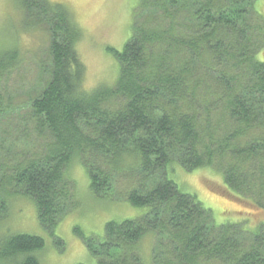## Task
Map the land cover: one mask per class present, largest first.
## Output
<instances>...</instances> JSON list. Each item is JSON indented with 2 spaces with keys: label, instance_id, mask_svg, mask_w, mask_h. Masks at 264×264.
I'll return each mask as SVG.
<instances>
[{
  "label": "trees",
  "instance_id": "1",
  "mask_svg": "<svg viewBox=\"0 0 264 264\" xmlns=\"http://www.w3.org/2000/svg\"><path fill=\"white\" fill-rule=\"evenodd\" d=\"M136 1L130 39L122 50L108 48L119 63L115 84L87 89L78 51L84 32L74 13L53 0H18L24 29L47 27L50 79L28 108L4 106L0 97V123L26 110L17 128L33 121L52 142L2 170L0 188L6 195L14 184L23 190L40 224L54 233L77 205L67 175L77 158L95 197L149 207L139 218L108 221L102 237L76 228L95 264H144L138 244L148 232L155 236L153 264H264V223L253 231L243 222L217 223L211 209L168 177L173 162L211 167L242 200L264 210L259 0ZM1 43L0 82L23 63L17 42ZM122 182L127 186L117 190ZM4 197L1 209L9 206ZM44 246L38 235L4 233L0 264H40Z\"/></svg>",
  "mask_w": 264,
  "mask_h": 264
},
{
  "label": "rangeland",
  "instance_id": "2",
  "mask_svg": "<svg viewBox=\"0 0 264 264\" xmlns=\"http://www.w3.org/2000/svg\"><path fill=\"white\" fill-rule=\"evenodd\" d=\"M53 1L66 4L84 32L83 40L78 44V51L86 65L84 86L91 89L99 84L114 85L119 75V63L108 48L122 50L130 39L137 1ZM257 8L264 13V0L258 1ZM23 20L18 0H0V39L4 45L16 46L17 42L23 54V63L0 82V97L4 106L16 109L20 106L28 108L26 104L43 90L50 79L47 27L28 31L22 26ZM9 32V38H1ZM21 115L28 116L27 111L9 114L0 123V164L5 163L0 169V180L2 170L5 172L9 165L13 166L32 153L42 151L47 143L52 142L46 131L39 133L35 129L33 121L26 125V118L23 119L26 129L19 130L17 125ZM67 175L76 183L77 205L58 223L54 233L40 224L35 203L23 195V190L17 189L14 184L6 195L0 188L5 200H10L8 207L0 208V235L19 232L41 236L45 246L37 253L40 264H95V258L76 228L84 235L102 237L108 221L139 218L149 211V207L134 206L126 198L110 200L95 197L90 191L88 173L77 158ZM168 177L182 191L196 195L205 207L211 209L217 223L243 222L250 231L264 223V210H258L242 200L225 184L222 174L211 167L188 170L173 162L168 167ZM125 186L127 183L122 182L117 190ZM154 245L153 232L146 233L140 240L138 247L144 264H153Z\"/></svg>",
  "mask_w": 264,
  "mask_h": 264
}]
</instances>
